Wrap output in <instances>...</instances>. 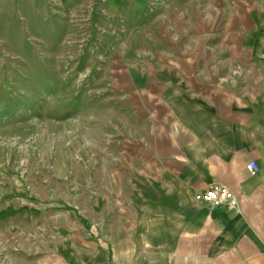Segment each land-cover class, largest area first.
<instances>
[{"label":"rangeland","instance_id":"1","mask_svg":"<svg viewBox=\"0 0 264 264\" xmlns=\"http://www.w3.org/2000/svg\"><path fill=\"white\" fill-rule=\"evenodd\" d=\"M255 53L264 0H0V264H69L132 220L147 91L239 85Z\"/></svg>","mask_w":264,"mask_h":264},{"label":"crops","instance_id":"2","mask_svg":"<svg viewBox=\"0 0 264 264\" xmlns=\"http://www.w3.org/2000/svg\"><path fill=\"white\" fill-rule=\"evenodd\" d=\"M251 71L234 86L147 91L150 197L136 193V216L104 222L102 239L89 230L67 263L264 264V66ZM213 185L233 193L234 210L195 201Z\"/></svg>","mask_w":264,"mask_h":264},{"label":"built area","instance_id":"3","mask_svg":"<svg viewBox=\"0 0 264 264\" xmlns=\"http://www.w3.org/2000/svg\"><path fill=\"white\" fill-rule=\"evenodd\" d=\"M246 170L250 175H254L258 170L259 166L256 162H249L246 164ZM196 202L211 206L212 208H228L234 210L238 201L234 197L233 193L226 187L220 185L210 186L205 191L197 192L194 194Z\"/></svg>","mask_w":264,"mask_h":264}]
</instances>
